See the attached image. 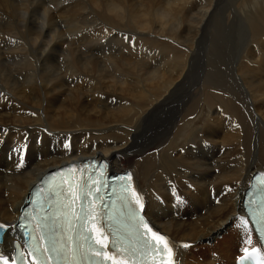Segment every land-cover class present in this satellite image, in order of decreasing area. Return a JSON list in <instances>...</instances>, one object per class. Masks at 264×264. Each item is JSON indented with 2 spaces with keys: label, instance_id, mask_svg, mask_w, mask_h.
Masks as SVG:
<instances>
[{
  "label": "bare ground",
  "instance_id": "1",
  "mask_svg": "<svg viewBox=\"0 0 264 264\" xmlns=\"http://www.w3.org/2000/svg\"><path fill=\"white\" fill-rule=\"evenodd\" d=\"M217 1L0 0V254L11 253L37 182L88 158L108 160L113 173L141 160L131 171L143 212L175 246V264H220L214 253L234 264L238 241L258 246L241 202L264 171V9L235 0L227 16ZM236 22L244 38L228 65L224 53L196 68L204 46L219 54L217 39L231 45ZM150 32L185 51L149 43ZM208 82L235 101L220 97L211 113ZM234 102L253 113L249 122L224 110ZM157 114L144 126L152 132L137 131ZM199 247L208 260L197 258Z\"/></svg>",
  "mask_w": 264,
  "mask_h": 264
},
{
  "label": "snow or ice",
  "instance_id": "2",
  "mask_svg": "<svg viewBox=\"0 0 264 264\" xmlns=\"http://www.w3.org/2000/svg\"><path fill=\"white\" fill-rule=\"evenodd\" d=\"M86 172L73 167L67 174L62 173V185L66 187L58 186V190H54L56 210L33 217L35 234L27 233L31 236L28 245L31 264H84L86 261L91 264H149V257L153 258L150 264H175V246L170 240L154 231L150 222L138 212H130V223L125 224L121 219L123 213L115 209L116 201H112L111 209L104 203L105 193L101 189L109 187L102 179L104 172L100 171L98 176ZM120 179L124 181L119 187L120 201L127 207L131 199L142 210L144 205L132 187V176ZM112 192L116 194V189ZM261 223L264 226V216ZM4 227L0 224V229ZM244 251L247 259L248 249ZM258 251L252 249L254 253ZM0 264H9V260L0 256ZM11 264H16V260L12 259Z\"/></svg>",
  "mask_w": 264,
  "mask_h": 264
},
{
  "label": "rangeland",
  "instance_id": "3",
  "mask_svg": "<svg viewBox=\"0 0 264 264\" xmlns=\"http://www.w3.org/2000/svg\"><path fill=\"white\" fill-rule=\"evenodd\" d=\"M223 1V2H222ZM234 1L235 0H218L217 2H218V10H220V11H229L230 9H231V7L233 6V3H234ZM260 2H258L261 6V8H262V10L264 9V0H259ZM201 3V2H200ZM240 6H241V3L239 4V8H240ZM227 7V8H226ZM199 9H200V7H199ZM231 11L232 10H230L229 11V14L228 13H226V15L228 16H231ZM264 11V10H263ZM262 19H264V16H263V18ZM230 20V18L228 19V21H227V23L229 22V23H231V21H229ZM259 20V19H258ZM262 23H263V21H262ZM242 24L240 23V22H236L234 25H232L231 27H230V34L232 35V37H231V35H230V37H231V39L233 40V41H231L232 43H231V45H229V44H227L225 41H222L221 39H217L218 40V42H219V51H220V53L219 54H213L211 51H208V49H207V47H208V45H206V46H204L203 47V49H202V51L200 52V54H199V59H198V61H197V66H196V68H198V69H201V68H204V67H206V65L208 64L207 63V60H209L210 61V64L209 65H212L213 63H214V61H215V59H216V57L215 56H217V55H221V54H224L225 55V57L227 56V58H225V57H222V59H223V62H224V65H228V62H229V59L231 60V56H233V53H234V51H237L236 49H237V47H239L240 45H241V43L243 42V38H244V28H243V25L241 26ZM154 26V25H153ZM237 26H238V28H237ZM240 26V27H239ZM226 27H225V25H220V27H219V32H220V37L222 38L223 36H224V34H226ZM243 28V29H242ZM224 30V31H223ZM238 30H240L239 32H238ZM263 30V32H264V28L262 29ZM232 31V32H231ZM225 32V33H224ZM234 32V33H233ZM240 32H243V34L242 33H240ZM149 34V33H148ZM151 34H153V35H151ZM241 34H242V36H243V38L241 39ZM237 35L240 37V40H239V38H238V40H237ZM154 36V37H153ZM160 35L159 34H154L153 32H150V34L149 35H145V37H146V39H147V41L149 42V43H153L154 45H156V46H165V45H171L172 47L173 46H175V47H173V49L174 50H184L183 48H181V47H179L177 44H175V42H173V41H170L168 38H166V37H159ZM156 37H158V38H156ZM155 38V39H154ZM234 38V39H233ZM260 39H262V40H260ZM207 40H208V38H206V42H207ZM258 41H261V42H264V35H263V38L261 37V38H258L257 39ZM154 41H156V42H154ZM236 41H238V43L240 44H238ZM240 41H242L241 43H240ZM170 42H172V43H170ZM236 42V43H235ZM168 43V44H167ZM229 45V46H228ZM234 45H236V46H234ZM237 45H239V46H237ZM228 47H233V48H228ZM228 48V49H227ZM157 51L159 50V47L156 49ZM185 51V50H184ZM229 51V52H228ZM184 53V52H183ZM231 53V54H230ZM157 54V53H156ZM155 54V55H156ZM229 56H228V55ZM185 56H183V55H181L180 56V59L182 60V61H187V58L185 57ZM231 57V58H230ZM208 58V59H207ZM204 59V60H203ZM207 59V60H206ZM225 59V60H224ZM58 62V63H57ZM56 63H57V66H59L58 64L60 63V61H59V58H57V60H56ZM205 63V64H204ZM191 81H189V83H191L192 82V80H193V78L192 79H190ZM205 89H206V91H207V94H206V104H208V106L211 108L209 111L211 112V113H215L216 111V109H217V106H218V104H219V102H217V101H219V100H217V99H220V97L221 98H225L226 100L224 101L225 103L226 102H230V103H232L231 101H235V99L233 98V96H231L230 94H228L226 91H223V89L221 88V89H218L217 87L218 86H216V87H214V86H212V85H210V83L208 82V83H205ZM220 88V87H219ZM218 89V90H217ZM62 99V98H61ZM234 103H236V108H232L229 104H227V108L226 109H224L228 114H230V116L232 115V117H235L236 118V120L238 121V120H240L241 122H243L244 120H245V118L246 117H248V116H251L252 117V114L253 113H249L248 111H246L247 109L246 108H244L242 105H240L239 103H237V102H234ZM128 104H130V102H128ZM59 106H61V107H68V103H62V104H58ZM57 105V106H58ZM51 108L52 109H54V105H52L51 106ZM214 109V110H213ZM233 109V110H232ZM244 110V111H243ZM41 113V112H40ZM248 113V114H247ZM38 114V113H37ZM250 114V115H249ZM41 115V116H40ZM159 115V116H158ZM161 114H157V119L155 118L154 120H148V121H145V123L143 124V125H141L140 127H139V129L137 130L138 132H152V131H149V129L148 128H146V127H144L145 126V124H149V123H156V122H158V120L160 119V116ZM32 117H35L34 115H31ZM38 116V115H37ZM39 116L41 117V119L43 118V116H42V114H39ZM249 122L250 121V117H248L247 119H246V122ZM162 127V126H161ZM160 127V128H161ZM141 128V129H140ZM159 128V129H160ZM68 129V128H67ZM60 130L59 132H67L68 130H71V132H74V131H76V130H78V128H74V130H73V128H69L68 130ZM76 129V130H75ZM242 129H243V126H242ZM189 130L190 129H188V130H186V132H189ZM244 130V129H243ZM44 132H45V130H44ZM69 132V131H68ZM159 132H161V131H159ZM68 134H70V133H68ZM47 137H50V136H47ZM39 138V137H38ZM28 140V139H27ZM26 140V141H27ZM67 140H71L70 138H67V137H65V140L64 141H67ZM39 141V143H41V139H36L35 140V144L37 143ZM139 144H140V142H138L137 144H136V147H138L139 146ZM141 160L140 159H138L134 164H133V168H131V170H134V169H136V168H138V165H139V163L138 162H140ZM130 170V171H131ZM226 234V232L224 231V232H222V234H220L219 236H217L216 237V240L217 239H219L220 241H222V239L223 238H221L222 236H224ZM218 240V241H219ZM214 242V240L212 241V242H210L209 244H212ZM1 242H0V246H1ZM208 244V246H210ZM200 248H202V249H200ZM204 248V249H203ZM197 251V252H196ZM194 253H196L197 254V258H199L200 260H203L204 258V260L206 261V260H208L209 259V257H211V253H209V251H208V247H199L198 248V250H196ZM200 252V253H199ZM205 252V253H204ZM195 254V255H196ZM199 254V255H198ZM214 254H217V253H214ZM196 257V256H195ZM202 257H204L203 259H202ZM212 258H210V260H211ZM214 259H217V263H219V261H220V264H228L227 263V259H226V257H224L223 258V260H221L220 258H219V256L217 255V257H214ZM224 263H223V262ZM210 261H208V263H209Z\"/></svg>",
  "mask_w": 264,
  "mask_h": 264
},
{
  "label": "water",
  "instance_id": "4",
  "mask_svg": "<svg viewBox=\"0 0 264 264\" xmlns=\"http://www.w3.org/2000/svg\"><path fill=\"white\" fill-rule=\"evenodd\" d=\"M2 231V229H0V232Z\"/></svg>",
  "mask_w": 264,
  "mask_h": 264
}]
</instances>
